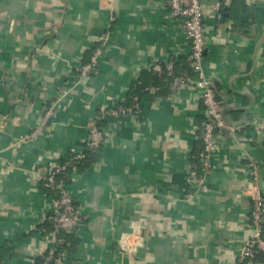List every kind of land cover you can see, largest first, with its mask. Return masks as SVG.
Listing matches in <instances>:
<instances>
[{"label": "crops", "instance_id": "obj_1", "mask_svg": "<svg viewBox=\"0 0 264 264\" xmlns=\"http://www.w3.org/2000/svg\"><path fill=\"white\" fill-rule=\"evenodd\" d=\"M202 5L203 67L227 128L201 173L202 92H173L154 70L191 52L168 0H0V264H38L62 240L56 264H237L257 188L264 197V0ZM134 93L140 110L114 116ZM94 126L106 140L68 186L83 225L59 240L44 181L88 150Z\"/></svg>", "mask_w": 264, "mask_h": 264}, {"label": "built area", "instance_id": "obj_2", "mask_svg": "<svg viewBox=\"0 0 264 264\" xmlns=\"http://www.w3.org/2000/svg\"><path fill=\"white\" fill-rule=\"evenodd\" d=\"M170 6V14L172 17L179 18L182 21L183 28L190 41L191 52L189 55L190 67L195 75L187 73H176L173 64H166L165 69L167 76L170 79V88L173 92H179L186 89H197L202 92L203 103L207 110V120L203 125V133L201 140L204 146L203 164L205 169H210V159L217 146L216 130L223 131L227 128V122L223 117V107L218 100L217 92L215 91L211 80L206 76L203 59L206 50V37L204 29V8L202 0H168ZM105 36L100 38V45L95 48L90 61L80 67L81 76L86 77L93 69H95L104 54ZM154 70L163 74V67L159 64L154 66ZM131 107L119 106L113 115L117 116L133 114L140 110V99L134 97ZM54 115L53 109H49L38 125L30 138L34 139L43 134L48 120ZM106 138L105 131L99 127L94 126L90 131L89 146L98 147L104 144ZM75 152V151H74ZM77 153L75 160L83 159L84 153ZM69 163H58L51 167L50 172L46 178L49 185L54 186L59 190V197L54 199L52 218L58 229L70 231L73 228L83 225V218L76 206H74V199L64 184L63 180L56 181V176L60 174ZM253 177L257 183L259 172L255 165L253 166ZM252 215L251 226L252 234L240 249L238 259L240 261L248 260L247 264H264L256 259V254L261 253L264 258V239L262 238L264 232V197L260 188L256 189V195L252 201ZM257 249L258 251H255ZM124 250L133 251L130 246H124ZM60 261L56 258V249L50 248L42 254V259L38 264H54Z\"/></svg>", "mask_w": 264, "mask_h": 264}, {"label": "trees", "instance_id": "obj_3", "mask_svg": "<svg viewBox=\"0 0 264 264\" xmlns=\"http://www.w3.org/2000/svg\"><path fill=\"white\" fill-rule=\"evenodd\" d=\"M93 52H94V50H93ZM173 66H174V70H175L176 73H180V74L187 73V74L195 75L193 73L191 67H190V62L189 61L186 64L181 65V66H179V65L177 66L176 64H173ZM162 67H163V74H161V77L165 78V79H168L170 81V79L167 76V71L165 69V65H162ZM134 97H138L140 99V96H138L136 93H134L131 96V101H133ZM131 106H132V104H131ZM131 106L130 105L129 106L124 105V107H131ZM200 143H201V150H200L199 154L197 155V157L195 158L194 162H195V164L198 165V168L196 167V170L198 172L202 173V171H203V160L202 159H203L204 146H203L202 140L200 141ZM101 148H102V145L98 146V147L89 146L88 150L84 152V156L85 157L83 159H79V160H75V157L77 156L76 152H70L66 156V158L62 162H60L61 164H65V163L68 162L69 165L66 167L65 170H63L60 174H58L56 176V181L59 182L60 180H63L64 184L69 186L72 183L73 177H74V175L77 172L82 171L87 166H89L90 163L94 162L93 158L95 156H98V153H100ZM74 172H76V173H74ZM44 186L46 188V191L49 194H51L54 199H57L59 197V190L57 188H55L54 186L49 185L46 180L44 181ZM74 206L77 207V204H76L75 201H74ZM55 229H56V231L58 233L59 240H62L63 238H69L68 236H71L73 238V236H74L73 232H69L68 233L67 230L58 229L56 227V224H55ZM70 231H72V229ZM262 238L264 239V232H263ZM65 243L66 242L64 240H62L60 242V245L57 247V250H56V258H60V256L62 255L61 254V252H62V244L65 245ZM255 251H258V250L255 249ZM41 259H42V256L40 258V261H41ZM256 259L259 260L260 262L264 261L263 255L261 253H258V252L256 254ZM40 261H39V263H40ZM247 261L248 260L240 261L238 259L237 264H247ZM54 264H56V263H54Z\"/></svg>", "mask_w": 264, "mask_h": 264}, {"label": "water", "instance_id": "obj_4", "mask_svg": "<svg viewBox=\"0 0 264 264\" xmlns=\"http://www.w3.org/2000/svg\"><path fill=\"white\" fill-rule=\"evenodd\" d=\"M223 117H224V112H223ZM224 118H225V117H224ZM215 132H217V130H216Z\"/></svg>", "mask_w": 264, "mask_h": 264}]
</instances>
